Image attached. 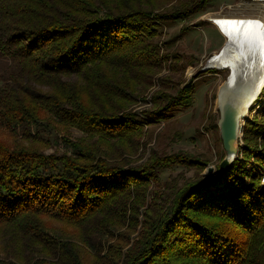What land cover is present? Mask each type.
Returning <instances> with one entry per match:
<instances>
[{
	"label": "trees",
	"instance_id": "trees-1",
	"mask_svg": "<svg viewBox=\"0 0 264 264\" xmlns=\"http://www.w3.org/2000/svg\"><path fill=\"white\" fill-rule=\"evenodd\" d=\"M166 1L0 0V57L10 60L0 75V250L17 263L264 264V177L254 167L264 170V128L255 121L243 127L242 159L221 176L197 173L151 192L154 203L126 250L127 241L102 245L107 255L95 251L91 260L82 250L138 212L158 169L185 164L151 154L129 167L117 155L181 98L184 107L192 101L184 87L176 99L157 93L155 110L141 118L127 111L158 66L159 24L177 18L156 11ZM53 124L81 132L63 139L59 155L31 143ZM194 162L198 172L206 166Z\"/></svg>",
	"mask_w": 264,
	"mask_h": 264
},
{
	"label": "rangeland",
	"instance_id": "rangeland-1",
	"mask_svg": "<svg viewBox=\"0 0 264 264\" xmlns=\"http://www.w3.org/2000/svg\"><path fill=\"white\" fill-rule=\"evenodd\" d=\"M258 5L264 7V0H167L156 9L158 12L172 13L177 18L159 24L160 34L155 38L160 46L156 61L158 66L153 73L150 86L136 96L137 98L130 104L127 111L141 118L144 113L155 110L153 100L156 99L157 93L179 98V90L184 87L192 88L194 92L192 101L188 107H184L182 105L185 99L181 98L178 104L167 110L165 118L143 127L144 134L139 138L136 147H128L125 151L117 149V155L129 159L127 161L129 167L144 164L151 154L162 158L173 156L175 162L182 161L185 164L176 163L173 164L174 166L158 169L156 174L160 177L159 181L148 187L146 202L138 208V212L126 213L123 223L117 226V231L113 234H107L101 240L90 238L89 245L84 244L85 247L82 250L87 252L88 259H92L95 251L98 256H106L105 249L108 245L127 241L128 244L122 249L124 251L135 243L141 230L146 205L154 203L151 192L152 194L155 191L164 192L166 181L175 180L178 187H181L184 183L193 181L197 173L204 175L203 172L207 166H218L224 151L217 126L219 114L216 93L220 84L231 72L232 65L222 69L201 70V68L210 57L219 55L224 48L228 51L240 43L242 27L227 21L226 16L232 12L242 11L243 7L253 8ZM8 64L10 60L0 57V75ZM158 101L163 105L162 100ZM250 122L259 126L262 124L264 128V87L258 95L257 103L247 112V118L241 120L240 148L235 160L242 159L243 127ZM5 129L0 126V135L6 133ZM49 131V134L41 132L42 140L31 139V143L36 147L39 146L45 154L65 153L63 139L75 141L81 136L79 130L65 128L61 124H53ZM8 139L12 140L10 136ZM17 140L23 144L29 142L20 135L17 136ZM194 161L206 163L201 172H198L199 168L192 166L191 163H195ZM249 163L254 164L253 161ZM247 166L249 165L244 167ZM254 167L263 183L264 170L255 165ZM238 168L237 173L243 169L240 166ZM212 173H215V170ZM133 220L137 223L130 224ZM52 224L58 231L70 232V229L63 227L60 222L54 220ZM71 230L74 231V227ZM101 246L103 248H100ZM1 250L0 258L16 262L14 258L7 256L5 252L2 253Z\"/></svg>",
	"mask_w": 264,
	"mask_h": 264
},
{
	"label": "bare ground",
	"instance_id": "bare-ground-1",
	"mask_svg": "<svg viewBox=\"0 0 264 264\" xmlns=\"http://www.w3.org/2000/svg\"><path fill=\"white\" fill-rule=\"evenodd\" d=\"M226 20L242 27L240 43L228 51L224 48L211 63L219 69L232 65L230 79H244L243 84L248 88L243 92L251 94L252 101L264 84V7H243L240 12L228 14Z\"/></svg>",
	"mask_w": 264,
	"mask_h": 264
},
{
	"label": "water",
	"instance_id": "water-1",
	"mask_svg": "<svg viewBox=\"0 0 264 264\" xmlns=\"http://www.w3.org/2000/svg\"><path fill=\"white\" fill-rule=\"evenodd\" d=\"M212 58L213 56L206 61L201 70L217 67L211 63ZM247 66V60L244 59V67ZM231 74L232 71L220 84L216 93V105L219 114L217 126L224 155L218 164V168L207 166L205 172H203L204 175L212 173L215 170L217 171V176H221L235 158H237L240 148L239 137L242 128L241 120L247 118V112L255 104L259 95L258 92L255 98L250 101L251 94L243 92L244 89L248 88L243 84L244 79L233 78L231 80Z\"/></svg>",
	"mask_w": 264,
	"mask_h": 264
},
{
	"label": "built area",
	"instance_id": "built-area-1",
	"mask_svg": "<svg viewBox=\"0 0 264 264\" xmlns=\"http://www.w3.org/2000/svg\"><path fill=\"white\" fill-rule=\"evenodd\" d=\"M257 103V101L255 102V104Z\"/></svg>",
	"mask_w": 264,
	"mask_h": 264
}]
</instances>
